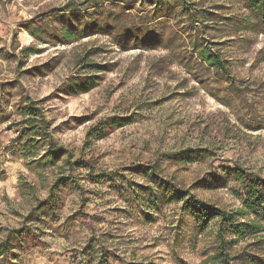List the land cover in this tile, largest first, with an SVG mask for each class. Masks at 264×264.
Returning a JSON list of instances; mask_svg holds the SVG:
<instances>
[{
  "label": "rangeland",
  "instance_id": "374dc122",
  "mask_svg": "<svg viewBox=\"0 0 264 264\" xmlns=\"http://www.w3.org/2000/svg\"><path fill=\"white\" fill-rule=\"evenodd\" d=\"M248 16L238 0H0V264H213L217 221L151 196L167 183L232 212L234 170L264 181V33ZM234 240L232 256L252 242Z\"/></svg>",
  "mask_w": 264,
  "mask_h": 264
},
{
  "label": "trees",
  "instance_id": "16d2710c",
  "mask_svg": "<svg viewBox=\"0 0 264 264\" xmlns=\"http://www.w3.org/2000/svg\"><path fill=\"white\" fill-rule=\"evenodd\" d=\"M238 2L249 15L246 21L248 23L247 26L253 30L256 26L262 28L264 33V0H238ZM195 16V14L188 12L190 23H197L195 21L197 16ZM227 21L233 24V19L229 18ZM250 21H253V23H250ZM21 54L25 58H28L29 56L38 55L39 52L32 47H28L22 49ZM197 54L200 64L212 73L214 79L231 80V72L227 66V61L222 60L219 52L199 46ZM35 113L36 110L31 107L25 110L24 115L30 116L28 120L30 123H36L35 121H38V119ZM36 127L38 126L32 124V131ZM48 127V124H45L42 130L46 131ZM98 131V129H92L88 134V139L93 137L102 138V136L97 134ZM36 136L43 138L39 132H37ZM51 147H53L52 144H50V148L45 153V156L42 157V161L48 160L51 165H56L57 162L61 161L64 153L56 151L55 148L51 149ZM207 154L205 150H194L189 151L184 156L188 159H203ZM71 167L84 168L89 167V165L86 162H82V160H77ZM234 175L240 185L241 191L244 193L242 196V207L237 211L227 212L209 206L205 202L191 197L187 192L172 189L167 183H159L157 185L159 190L158 196L152 195L151 197L153 203L168 204L176 200H183L182 210L188 211L190 216L200 221L204 229L208 227L210 222L217 221L215 225L216 245L214 254L211 257L213 264H231V262L237 260L250 264H258L264 262L263 258L257 256V254H248L247 249L253 248L255 252H263L264 254V181H261L254 175L246 174L240 169L234 170ZM62 181L58 180V185L63 183ZM45 207L54 210L56 204L49 197L47 203L45 201L40 204L39 209H44ZM240 219L244 221H240ZM16 233H18V239L21 240L24 231L18 230ZM235 237L237 239H251L252 242L247 244L236 256H232V251L237 244L234 240ZM11 247L8 241L5 244H0V255L7 254L11 251Z\"/></svg>",
  "mask_w": 264,
  "mask_h": 264
}]
</instances>
